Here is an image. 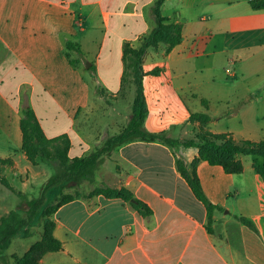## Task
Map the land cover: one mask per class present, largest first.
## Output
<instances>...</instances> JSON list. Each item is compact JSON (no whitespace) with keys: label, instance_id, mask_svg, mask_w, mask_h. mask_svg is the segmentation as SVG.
<instances>
[{"label":"crops","instance_id":"1","mask_svg":"<svg viewBox=\"0 0 264 264\" xmlns=\"http://www.w3.org/2000/svg\"><path fill=\"white\" fill-rule=\"evenodd\" d=\"M253 1L164 0L161 14L182 25L183 42L170 53L164 45L146 52L147 131L188 138L201 126L190 114L206 113L205 128L214 134L264 141V10L253 9ZM156 2L0 0V160L8 161L0 165L11 187L27 192L29 181L11 174L29 175L42 193L54 175L36 172L22 152L25 108L48 139H69L70 158L102 152L96 182L105 148L95 145L127 118L124 100L113 106L104 96H119L124 45L138 48L153 31ZM96 85L105 90L97 100ZM116 153L127 170L113 186L129 190L153 215L105 195L77 199L54 215L62 249L39 264H264L263 161L241 157V174L197 164L203 192L217 207L209 224L177 167L180 160L192 170L197 147L135 141ZM9 212L0 199V217ZM30 237L21 230L2 243L0 264H15Z\"/></svg>","mask_w":264,"mask_h":264},{"label":"trees","instance_id":"2","mask_svg":"<svg viewBox=\"0 0 264 264\" xmlns=\"http://www.w3.org/2000/svg\"><path fill=\"white\" fill-rule=\"evenodd\" d=\"M163 2L164 0H157L154 7L155 28L144 38L140 47L135 48L128 43L124 45L122 89L127 82L132 83L135 88L132 118L126 128L108 141L106 146L110 144L120 146L135 141H148L160 142L171 147L176 145L197 147L199 156L193 162L192 170L180 160L177 161V167L189 183L196 198L205 205L210 224L213 211L217 207L208 200L203 192L195 171L197 164L206 161L211 165L223 167L229 174H241L244 170L241 157L261 159L263 165L258 169V174L264 182V141H237L228 134H214L205 128L211 121V117L206 113L190 114L189 121L200 122L201 126L194 135L188 138L173 139L164 132L152 133L145 129L144 123L148 116V110L143 85L145 77L143 61L146 52L150 48L164 45L166 53H170L183 42L182 25L171 23L168 18L163 17L161 14ZM252 6L255 10H264V0L253 1ZM151 74H158V69ZM97 90L105 94L104 89ZM203 104L208 107L206 101H203ZM22 116V152L33 166H36L38 162L48 163L53 166L55 173L45 184L40 197L29 203L30 209L25 214L26 216H23L24 214L18 210L19 212L12 211L0 220V245L13 238L21 230L31 236L30 227L38 225L42 227L40 239L33 243L25 254L13 257L15 264H39L46 254L58 252L62 249V243L54 235L56 226L54 215L62 206L77 199L105 195L111 199H121L130 203L147 218L153 215L147 204L138 200L133 193L125 188L97 187L85 195L79 191L65 193V190L69 187L78 188L85 182L94 183L102 152L99 151L82 158H70V141L67 137L48 139L31 108L23 109ZM6 163L8 161L0 160V164ZM0 181L7 188H11L7 179L0 177ZM47 198L48 200H46Z\"/></svg>","mask_w":264,"mask_h":264},{"label":"rangeland","instance_id":"3","mask_svg":"<svg viewBox=\"0 0 264 264\" xmlns=\"http://www.w3.org/2000/svg\"><path fill=\"white\" fill-rule=\"evenodd\" d=\"M87 77L89 78L90 76L88 75ZM113 78L114 77H112L111 80ZM100 88H102L100 85H96V88H95L96 91L93 93V98L95 100H97L99 96L104 95V93L102 94L99 90H97ZM134 98H135V88L132 85V83H130V82H127L124 85L123 89L121 90V92L119 93V96L117 98L108 97L107 95L104 96V100L107 102V104L113 105V106L117 105L118 100L119 101L124 100L126 104H121V105H126L124 113L127 115V118L126 119L122 118L121 121H118V125H121L120 128L116 126L115 130L111 131L108 136L104 135L103 138L99 141V143H97L95 145V148H102V147L105 148V155L101 159V167L98 171L96 182L84 184V186L81 189H78L79 192L89 194L90 192L95 190L97 187L115 188V186H113V185L116 182V180L119 178L118 173L120 171H126L127 170L126 167L123 165V163L120 161L119 157L117 156L116 148L118 146L115 144H110L109 146H106V145H107L108 141H110L114 136L119 134L128 125V122H129L128 117L133 111V107H132V109L129 110V103L132 102ZM259 160L262 161L261 159H259ZM40 163L41 162H38V164L35 166L36 172H41L42 174L46 173L47 176H49V177L51 176V174L52 175L54 174V170H53L51 165H50L51 167L49 168L48 166H46L47 163H44L43 165ZM51 170H52V173H51ZM48 173H49V175H48ZM11 175H12V177H16L17 181L20 179V180L29 181V183H28V186L26 187L27 192L24 193L22 189H19L17 187L16 188H13V187L7 188L0 181V199H2V201H3L4 208H8V210H10L9 213H7L3 216L10 214L12 211H15V212L21 211L22 214H24L23 216H26L25 214L30 209L29 203L31 201L37 200L40 197V195H41L40 191H41L43 185H40L38 188H36V184H35L34 180L31 179L32 177L29 175H26V177L14 176L13 174H11ZM0 177L6 179V177L4 175V169H3V167H1V165H0ZM65 193H74V190L68 189V190H65ZM46 200H48V198ZM1 217H0V220H1ZM29 230L31 232L32 237L25 240L26 241L25 245H27V246L32 245L33 243L38 241L41 237V234H42L41 225L32 226L29 228Z\"/></svg>","mask_w":264,"mask_h":264}]
</instances>
